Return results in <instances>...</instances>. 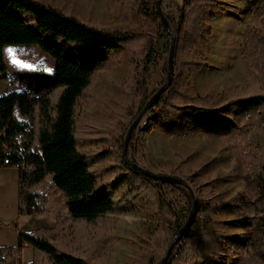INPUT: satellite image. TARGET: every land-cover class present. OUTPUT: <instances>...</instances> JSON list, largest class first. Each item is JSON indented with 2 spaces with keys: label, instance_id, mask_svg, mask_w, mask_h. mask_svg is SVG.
<instances>
[{
  "label": "trees",
  "instance_id": "16d2710c",
  "mask_svg": "<svg viewBox=\"0 0 264 264\" xmlns=\"http://www.w3.org/2000/svg\"><path fill=\"white\" fill-rule=\"evenodd\" d=\"M116 17L127 21L123 29H105L42 0H0V80L7 78L4 46L32 44L54 60V87L35 95L10 89L0 93V159L9 156L8 166L18 164V213L50 210L46 194L35 187L45 183L62 196L55 208L56 225L109 223L125 211L143 207L149 200L161 240L138 253L139 263L155 264L174 232L185 221L191 194L177 183L154 180L133 171L121 156L124 172L105 179L89 165L110 157L112 148L98 151L78 147L75 135L76 108L100 69H109L123 57L133 66L131 94L105 139L123 141L125 130L153 91L149 89L150 63L156 58L158 41L170 40L156 9L147 0H136L131 13L122 9L124 0H108ZM254 12L264 23V0H255ZM213 0H180L174 22L164 10L176 33L174 73L170 85L146 111L153 127L165 134L204 132L220 136L231 159L232 170L241 180L244 193L239 199L218 200L216 192L203 189L188 175L195 193V214L185 235L176 240L166 264H226L224 253L238 250L234 264H264V38L258 27L251 28L240 53L248 64L244 84L206 94L183 89L187 76L205 66L202 46L208 43L213 18ZM192 51V53H191ZM166 75L162 73L161 84ZM247 86L255 90L241 92ZM56 90L52 94V90ZM222 105L234 110L230 124L218 123L215 112ZM19 136V138H16ZM134 159L145 163L143 141L132 135ZM3 145L7 148L4 152ZM131 157V156H130ZM132 159V158H131ZM113 165L102 171L111 173ZM167 172L177 174L174 169ZM52 204V203H50ZM244 207L249 213L246 230L234 234L223 230L221 209ZM49 227L18 230L16 245H0V264H96L95 251L103 250L106 236L94 242L82 256L62 249L53 241ZM110 237V235H108ZM238 236L241 239H238ZM30 246L33 259H16Z\"/></svg>",
  "mask_w": 264,
  "mask_h": 264
},
{
  "label": "rangeland",
  "instance_id": "374dc122",
  "mask_svg": "<svg viewBox=\"0 0 264 264\" xmlns=\"http://www.w3.org/2000/svg\"><path fill=\"white\" fill-rule=\"evenodd\" d=\"M42 1L66 12L75 13L81 19L105 29H123L127 26V21L116 17L117 11L110 7L108 0ZM254 1L248 0L246 4L238 5L237 0H233V5L228 4L227 6L226 3H232L231 0H213L215 4L214 16L210 21L207 19L211 33L210 37L208 36V43L201 48L206 65L187 76L183 89L188 92L196 91L203 95L209 90L220 92L229 86L235 87L244 84L249 67L245 57L240 53V47L248 31L253 27H258L261 30V36L264 38V23L261 22V16L254 12ZM135 2L136 0H124L122 9L131 13L135 7ZM179 2L180 0H161L162 12L164 10L169 13L174 22L179 15ZM147 4L150 10L155 9V0H147ZM170 27L172 29L171 24ZM170 40L169 43L168 39L158 41L156 58L149 65L148 86L151 91L163 83L159 84L161 75L166 70ZM3 50L7 66V78L0 80V93L10 89H19L38 95L54 87V60L52 57L32 44H8L4 46ZM133 79L132 64L120 57L109 69L97 71L95 78L88 87L87 96L85 95L80 99L76 108L75 135L78 147L93 151L105 147L112 148L109 158L89 165L91 171L100 173L105 179L118 172H124V168L119 163L122 156L123 141L120 145L115 144L110 139H103H105L107 130L114 125L124 104L129 99ZM255 89L256 86H247L241 92H249ZM55 93L56 90L53 89L52 94ZM233 113L234 110L229 109L227 105H222L215 112V115L218 117V123L227 125L232 123ZM145 115L142 116L132 131L133 136H138L145 145L142 154L146 158V162L140 164L162 173H169L168 170L174 169L177 174L173 175L182 177L181 175L186 174L192 181L200 184L203 189L207 188L206 182H211L208 184V190L216 192L218 200L222 202H227L231 198L239 199L242 197L244 189L241 180L232 170L229 152L220 136L221 140L215 141L213 134L209 133L205 135L195 134L197 132L165 134L157 131L153 127L152 121ZM135 155L129 138L127 156L131 161H136ZM110 165H113L111 173L102 171L103 167ZM187 182L193 190L192 184ZM180 186L189 192L188 187ZM35 189L48 197L45 205H50L51 209L43 212L53 211L56 213L55 208L62 206L61 194L50 186L48 179L45 183L37 185ZM143 205V207L133 211L120 213L114 225L107 222L87 224L78 221L73 223L71 220L56 225L55 221V225L49 227L52 228L53 241L62 249L85 256L90 253L97 239L106 236L108 238L103 243V250H96L93 254L96 264H144L143 262L139 263L138 253L150 249L156 241H160L161 234L156 230L157 223L153 216L151 202L146 200ZM217 215L226 221L223 230L238 234L247 228L245 223L249 213L244 207L221 209ZM238 239L241 237L238 236ZM165 249L161 257L164 255ZM24 253L26 254V252ZM238 254V250L234 248L224 253L223 258L226 264H234ZM28 258V260L22 258L20 252L15 260L20 263L30 261L33 259V250Z\"/></svg>",
  "mask_w": 264,
  "mask_h": 264
},
{
  "label": "crops",
  "instance_id": "0c3cea01",
  "mask_svg": "<svg viewBox=\"0 0 264 264\" xmlns=\"http://www.w3.org/2000/svg\"><path fill=\"white\" fill-rule=\"evenodd\" d=\"M231 2L232 3H226L227 6L228 4L233 5V0H231ZM247 2L248 0H237L238 5L246 4ZM219 11H221V9H219ZM231 12L233 11L231 10ZM220 56L222 57V54H220ZM242 79L244 78L242 77ZM234 83L238 84L237 82ZM195 134L205 135L206 133L197 132ZM212 136L215 141L221 140L219 136ZM18 202V169L14 166L2 164L0 161V245H16L18 242V230H33L47 226L53 227L55 225V212L47 211L19 214ZM24 252H26V254ZM31 253L32 248L30 246H25L21 250L22 258H27V260Z\"/></svg>",
  "mask_w": 264,
  "mask_h": 264
},
{
  "label": "water",
  "instance_id": "95a60500",
  "mask_svg": "<svg viewBox=\"0 0 264 264\" xmlns=\"http://www.w3.org/2000/svg\"><path fill=\"white\" fill-rule=\"evenodd\" d=\"M160 4H161V0H155L156 12L160 18V21L163 24V28H164L165 32L168 33L171 37L170 44L168 47L166 75H165V79H164L163 83L153 91V93L147 99V101L144 103V105L142 106L140 111L136 114V116L132 119V121L128 125L126 132H125L124 140L122 143V156H123L125 162L129 165V167L133 171H135L139 174L145 175V176L150 177L154 180L184 185V186L188 187V189H189V192H190L191 197H192L191 207H190L189 213H188L185 221L182 223V225L174 232V234H173V236L169 242V245L165 249L164 255L161 257V259L158 262L155 263V264H166L168 262L170 251H171L173 243L187 233L188 228H189L191 221L193 219V216L195 214V199H194L193 190L191 188V185L187 181H185V179H183L182 177L177 176V175H173L170 173H162V172L154 171L152 169L147 168L143 164H140V163L133 161V160L131 161L127 156V146H128L129 138L132 134V131L137 126L138 122L140 121L142 116L146 113V111L150 107H152L153 104L157 101L158 97L164 91H166L167 87L171 83L173 73H174L173 62H174V54H175V46H176V34L172 31L169 22L167 21L164 13L161 10Z\"/></svg>",
  "mask_w": 264,
  "mask_h": 264
},
{
  "label": "built area",
  "instance_id": "2783aa9c",
  "mask_svg": "<svg viewBox=\"0 0 264 264\" xmlns=\"http://www.w3.org/2000/svg\"><path fill=\"white\" fill-rule=\"evenodd\" d=\"M3 147H4V152H5V149L7 148V146L3 145ZM0 161H1L2 164H9V161H10L9 156L8 155H3V157L0 159ZM15 167L17 168V167H19V165L15 164Z\"/></svg>",
  "mask_w": 264,
  "mask_h": 264
}]
</instances>
